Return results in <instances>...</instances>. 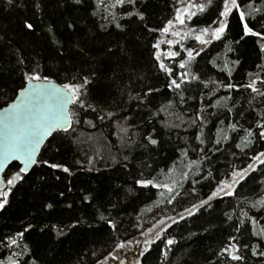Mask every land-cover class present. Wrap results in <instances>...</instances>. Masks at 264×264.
<instances>
[{"label": "snow or ice", "instance_id": "6c2138e0", "mask_svg": "<svg viewBox=\"0 0 264 264\" xmlns=\"http://www.w3.org/2000/svg\"><path fill=\"white\" fill-rule=\"evenodd\" d=\"M5 3L9 9L31 10V15L20 22L22 32L34 36L38 29L45 31L46 38L53 47L52 54L48 57L39 53L28 55L23 46L16 47L11 40L5 41L3 35H0V47L9 48L14 61L10 72L12 75L18 73L19 81L17 87L12 89L13 95L8 99H3L8 96V91L0 85V212L10 206L14 191H18V186L28 182L26 178L30 177L35 166H43L69 176L75 174L72 167L59 157L66 145L81 143V134L77 131L81 124L95 129L98 122L113 121L118 117L115 111L108 110V105L93 102L92 88L100 79V65H106L113 58L124 61L131 59L127 37L132 32L150 35L154 40L149 44L152 63L157 75L162 74L164 88L169 95L165 100L154 103L157 95H165L160 87L148 86L136 93V106L145 113L144 123L149 125V129L143 133L134 130L130 123L131 116H125L123 123L118 118L115 120L116 135L120 138L121 147L127 151L122 158L123 168L131 172L128 164L137 148L147 151L160 145L161 140L156 138L160 133L152 123L155 120L164 129H196L193 139L199 141L197 149L201 154L200 159L190 162L187 165L188 170L182 173L184 181L192 180V191L195 192L196 184L215 181L213 190L207 194L206 199L184 209L188 216L195 215L205 206L211 207V202L222 196L236 197L237 189L253 173L261 174L258 183L264 186V150H259V147L248 157L250 162L246 166L233 167L221 179H216L210 168L206 170V175H202L204 170L197 171L195 176L200 177L199 179L189 176L193 167L200 169L204 161L209 160L201 146L206 143L205 129L213 120L219 124L212 138L216 152L221 151L219 146L231 142L232 147L246 156L245 150H252L254 145H264V0H173L171 18L156 24L153 22L150 0H5ZM50 5L61 13L63 32L60 31L61 23L49 16ZM81 12L83 15H73ZM234 26L238 29L236 37H233ZM113 32L117 39L111 42L114 46H109L101 37L104 34L113 35ZM189 40L195 41V46H187ZM249 41L253 44L260 63L254 64L257 71L244 73L245 82L237 83L233 76L245 63L244 45ZM217 42L220 51L207 58L209 49L215 51L213 46ZM198 58L205 60L203 66ZM85 66L88 67L87 71ZM213 70L215 76L222 78H215ZM111 79L113 82L122 81V75L113 69ZM136 79L139 80L140 77L137 76ZM131 82L133 81L130 76L128 84L121 83L119 86L126 90L131 87ZM193 86L205 91H201L197 97L187 95ZM241 89L249 93V105L255 103L258 106L255 111L256 118L247 128L239 120H235V116L242 113L237 112V101L232 95L217 96L221 90L231 93ZM189 99H198L200 106L185 120L175 110L178 105L187 104ZM221 112L226 114L225 119L229 121L227 125L219 118L218 113ZM161 115L166 119H158ZM88 116L94 118L88 119ZM173 116L175 120L170 118ZM213 126L216 127L215 124ZM143 127V124L135 125V129ZM130 132L136 139L129 135ZM241 132L243 136L239 135ZM233 133L237 135L234 137ZM42 148L51 152L50 158H42ZM182 154L188 155L187 147L182 149ZM235 155L233 152V156ZM99 159L103 160L104 157L99 156ZM96 160V155L87 157V171H99L92 167ZM113 160L119 162L115 157ZM76 163L80 165V161ZM143 167L148 169L151 165L145 163ZM159 176L170 179L169 173L163 170L156 175L152 172L145 175L141 169L138 174L133 175L131 183L123 191L126 196H132L135 195L136 188L163 189L167 196L161 192L160 202L171 205L180 195L177 191L179 182H161ZM40 179L44 181L45 178ZM55 179L60 180L61 177L57 175ZM66 188L68 192L72 191L71 187ZM58 196L65 197V191H60ZM102 198V193L90 191L81 196V202H87L91 206L94 201ZM120 203L117 195L116 200H108L110 207L103 206V211L97 208L98 220L103 221L113 232L118 229V222L112 217V211L118 209ZM241 204H246L247 207H241ZM58 205L59 201L52 198V202H45L42 208L55 210ZM67 207L72 208L73 205L69 203ZM236 208L239 209V214L236 209L232 213H224L229 222L235 221L231 225L233 232L228 234L220 249L213 251L212 257L207 258V264H249L250 258L264 261V224L255 215H249L251 209L264 210V195L254 201L245 197ZM104 212L108 215H104ZM178 216L179 219L167 217L171 224L160 219L141 233L143 241L135 238L117 239L113 251L104 259L97 258L95 264H107L109 259L119 262V250L132 245L143 244V256L150 253L152 245L160 240L164 241L161 255L167 259L172 246L178 241L174 237H165L164 234L173 224L185 219L183 214ZM246 223L252 226L249 237H256V243L245 238L242 229ZM81 224L93 228L86 220L77 218L70 225H45L39 227V231L44 233L46 228L55 231L57 241L62 243L60 238L66 239ZM35 228L37 225L29 222L27 226L22 225L13 233L0 235V249L9 253L3 255L0 252L3 255L0 264H41L39 254L27 242L26 234H30ZM48 251L54 253V249ZM90 254L96 256L95 252ZM136 264H142L139 258Z\"/></svg>", "mask_w": 264, "mask_h": 264}, {"label": "trees", "instance_id": "16d2710c", "mask_svg": "<svg viewBox=\"0 0 264 264\" xmlns=\"http://www.w3.org/2000/svg\"><path fill=\"white\" fill-rule=\"evenodd\" d=\"M172 3L173 0H150L154 24L171 18L173 14ZM48 12L52 20L61 23L62 16L59 10L50 5ZM30 15L31 10L9 9L5 0H0V35H3L5 41L11 40L16 47L23 46L28 55L39 53L43 57H48L52 54L53 45L46 38V32L38 29L36 35L28 36L21 30V20ZM73 15L79 16L83 13H73ZM87 30L85 29V31ZM60 31L63 32L62 23ZM237 32L238 29L234 26L233 37L237 36ZM101 39L109 46H114L111 42L117 37L113 32V35H102ZM121 39L124 42L123 38ZM150 42H154L150 35L146 36L139 32L129 33L127 44L131 49V59L124 61L113 58L106 65H100V79L92 88L94 103L100 102L108 105V110L115 111L121 123H123L125 116H131L130 123L134 130L140 133L148 130L149 125L144 123L145 113L138 110L136 106V93L148 86L160 87L165 95H157L154 103L165 100V97L169 95L167 89L164 88L162 74L157 75L152 63ZM187 46H195V41L189 40ZM213 48L215 51L209 49V57L207 58L220 51L219 42ZM244 51L246 53L245 63L233 76V80L237 83L245 82L244 73L257 71L254 64L260 63L251 41L244 45ZM198 60L202 66L205 64V60L200 58ZM13 62L9 48L0 47V69H2L0 71V85H3L8 91V96L3 97V99L11 97L13 95L12 89L19 84L18 73L12 75L10 72ZM113 69L121 73L122 81L113 82L111 79ZM85 70H88L87 66H85ZM213 75L215 76V70H213ZM130 76L133 81L131 87L126 90L122 89L119 85L121 83L128 84ZM137 76L140 77L139 80L136 79ZM215 78L220 79L222 76H215ZM201 91L205 90L193 86L192 91L187 95L197 97ZM228 94H231L233 99L237 101V112L242 113L236 115L235 120H239L245 128L249 127L256 118L255 111L258 110V106L255 103L249 105V93L243 89L231 93L221 90L217 96ZM199 106L200 101L198 99H189L187 104L178 105L175 111L187 120L189 115ZM209 111L212 110L209 109ZM218 115L220 120H223L224 124L227 125L229 121L225 119L226 114L221 112ZM86 118L93 119L94 117L88 116ZM117 118H114L113 121L98 122L95 129L84 124H81L77 129L78 133L81 134V143L79 145H66L62 156L59 157L72 167L74 175L69 176L43 166H35L33 173L30 174L29 178H26L28 182L18 186V191H14L10 198V206L4 212H0V235L13 233L19 230L22 225L27 226V223L31 222L37 225V228L30 234H26L27 242L39 254L41 264H48L49 261L51 264H95L97 258L104 259L114 249L117 239L124 240L127 238L131 240L147 231L160 219H165L168 224H171L167 217L179 219L178 214H183L185 219L179 220L178 224H173L164 234L165 237H174L178 241L172 246L169 257L167 259L162 257L161 249L164 247V241L160 240L152 245L150 253H145L141 257V262L142 264H161V261L163 264H207V258L212 257L213 251L220 249L228 234L234 230L231 225L235 221L229 222L224 213H232L236 209L237 214H239V209L236 206L240 204L243 198L247 197L249 201H254L264 195V186L258 183L261 174L259 172L253 173L247 181L243 182L242 186L237 189L236 197L222 196L213 200L211 207L205 206L195 215L188 216L184 209L191 208L193 204H199L201 199H206L207 194L213 190L215 185V181H203L201 184L195 185V192H193L192 180L184 181L182 177V173L188 170L187 165L200 159L201 154L197 149L199 141L193 139L196 129H188V131H185L184 128L164 129L154 120L152 123L160 133L156 138L160 139L161 143L147 151L137 148L132 153L131 162L128 164V168L131 169L129 172L122 166L124 163L122 158L127 154V151L121 147L120 138L116 135L115 120ZM170 118L175 120L174 116ZM158 119L164 120L166 117L161 115ZM175 122L179 123L178 120ZM139 124H143L144 127L135 129V125ZM214 124L216 127L213 126ZM218 126V121L213 120L205 129L206 143L201 147H204V152L209 156V160H205L200 169L193 167L189 173L190 177L199 179L200 177H196L195 173L204 170L202 175H206V170L210 168L216 179H221L230 173L233 167L246 166L250 162L248 157L254 154L257 147L259 150H264V145H254L252 150H245L247 152L245 156L238 149L232 147L230 142L219 146L221 151L216 152L213 148L212 138L215 136ZM129 135H133V133L130 132ZM232 135L235 137L237 134L233 133ZM239 135L243 136V132ZM133 139H136L135 135H133ZM185 147L188 148L187 156L182 154V149ZM193 149H197V151H193ZM233 152L236 153L235 156H233ZM92 155L97 156L92 167L99 169V171H87L89 167L87 157ZM41 156L45 159L50 158L51 152L42 149ZM99 156H103L104 159L100 160ZM113 157L119 162H114ZM76 161H80V165ZM145 163L150 164L151 168L145 169L143 167ZM141 169L144 170L145 175L149 172L156 175L161 170L169 173L170 179L163 176L158 177L161 182L178 181L177 191L180 195L177 196L176 201L171 205L160 202V193L164 192L167 196L166 191L151 187L143 190L136 188L135 195L126 196L123 188L131 183L133 175L138 174ZM57 175L61 177L60 180L55 179ZM41 177L45 178L44 181L40 179ZM66 186L71 187L72 191L68 192ZM60 191H65L66 198L58 196ZM90 191H98L103 194V198L94 201L91 206L87 202H81V196ZM117 195H119L121 203L118 209L112 211V217L118 222V229L113 232L103 221L98 220L97 208L99 207L103 211V206L108 205V200H116ZM52 198L59 201L58 207L55 210L42 208L45 202H52ZM69 203L73 205L72 208L67 207ZM158 203L159 206L157 207ZM108 206L110 207V205ZM240 206L247 207L246 204ZM117 211L119 212L118 215ZM103 214L108 215L107 212ZM249 215H255L260 223L264 224V210L251 209ZM77 218L86 220L93 225V228L90 229L86 224H81L76 230L69 233L66 239L61 237L62 243L57 241L55 231H49L47 228L44 233L39 231V227L45 225L61 227L70 225ZM251 227L249 223H246L242 231L246 239H251L252 243H256V237H249ZM49 249H54V253H50ZM0 252L3 255L9 254L2 249ZM91 252H95L96 256H92ZM3 255H0V258H3ZM249 264H264V261L259 258H250Z\"/></svg>", "mask_w": 264, "mask_h": 264}, {"label": "rangeland", "instance_id": "374dc122", "mask_svg": "<svg viewBox=\"0 0 264 264\" xmlns=\"http://www.w3.org/2000/svg\"><path fill=\"white\" fill-rule=\"evenodd\" d=\"M135 239L143 241L144 237L142 235H140V236L136 237ZM137 247H139V248H141V250H143V244H141L139 246L132 245L127 249L119 250L120 261L118 262V261L109 259L107 264H112L113 262H115L116 264H136L137 259H136V261H134V260H128L127 261L126 256H130L133 253V251L136 250ZM109 253L107 254V256L109 255ZM138 256H140V252H138Z\"/></svg>", "mask_w": 264, "mask_h": 264}, {"label": "flooded vegetation", "instance_id": "af4514ba", "mask_svg": "<svg viewBox=\"0 0 264 264\" xmlns=\"http://www.w3.org/2000/svg\"><path fill=\"white\" fill-rule=\"evenodd\" d=\"M138 252H140V256H138ZM141 252H142L141 248L137 247L136 250H134L133 253L130 256H126V260L127 261L128 260H134V261H136V259L139 258L140 261H141V257H142L141 256ZM112 264H116V263L113 262Z\"/></svg>", "mask_w": 264, "mask_h": 264}, {"label": "water", "instance_id": "95a60500", "mask_svg": "<svg viewBox=\"0 0 264 264\" xmlns=\"http://www.w3.org/2000/svg\"><path fill=\"white\" fill-rule=\"evenodd\" d=\"M43 149V148H42ZM42 149H41V151H42Z\"/></svg>", "mask_w": 264, "mask_h": 264}]
</instances>
